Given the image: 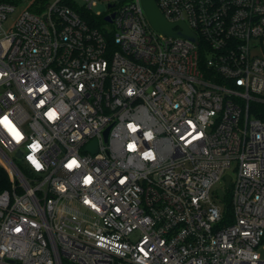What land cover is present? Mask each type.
<instances>
[{"label":"built area","instance_id":"1","mask_svg":"<svg viewBox=\"0 0 264 264\" xmlns=\"http://www.w3.org/2000/svg\"><path fill=\"white\" fill-rule=\"evenodd\" d=\"M22 2L0 3V264H264V0H155L197 42L142 0L5 28Z\"/></svg>","mask_w":264,"mask_h":264},{"label":"trees","instance_id":"2","mask_svg":"<svg viewBox=\"0 0 264 264\" xmlns=\"http://www.w3.org/2000/svg\"><path fill=\"white\" fill-rule=\"evenodd\" d=\"M22 0H0L1 2H9V3H18ZM54 0H34L31 4L29 9L37 14H41L44 10L53 2ZM68 6L73 8L76 12H78L83 19H85L89 24L92 26L95 22L102 23L101 20H96L93 18L92 14L89 11H86L85 8L80 6L74 0H65ZM252 111L256 114V116L264 122V103H259L252 106ZM10 178L7 171L0 165V192L10 188ZM224 201L226 203V208L224 210L227 217L231 215V194L227 192L225 194Z\"/></svg>","mask_w":264,"mask_h":264},{"label":"water","instance_id":"3","mask_svg":"<svg viewBox=\"0 0 264 264\" xmlns=\"http://www.w3.org/2000/svg\"><path fill=\"white\" fill-rule=\"evenodd\" d=\"M142 4L149 19V22L155 30L164 33L167 36L184 37L197 42V37L183 23H179V24L169 23L165 19L161 11L159 10L155 0H142ZM112 17H114V15L107 17L106 20L111 21ZM177 25L180 26L183 30L175 31L174 28ZM18 156H20V153L18 154ZM230 181L231 178L227 176L226 185H225L226 188L229 187ZM218 194L222 199L225 198V192L223 190H219Z\"/></svg>","mask_w":264,"mask_h":264},{"label":"rangeland","instance_id":"4","mask_svg":"<svg viewBox=\"0 0 264 264\" xmlns=\"http://www.w3.org/2000/svg\"><path fill=\"white\" fill-rule=\"evenodd\" d=\"M34 0H24V2L20 3L18 6H17V10L15 13H13L12 15H10L9 17V21L5 24V28H8L9 26L12 25V22L14 20H16L18 18V16L26 9H29L30 7V4L33 2ZM80 6H83L84 3L82 2V0H75ZM98 11H101L103 13H107L109 12V7H108V4L107 3H100L98 5V7L96 8ZM108 27H111V25H108ZM15 161L18 163V164H22L20 159L18 158H15ZM232 178L234 177L235 175V172L233 169H230L228 170L227 172ZM221 185H219L217 188H219ZM229 192L231 194V200H232V185L229 186L228 188H225V194ZM214 200L218 203V205H220V207L222 208V210L224 211L225 208H226V203L224 200H222L220 197L218 196H214ZM261 253L262 255L264 256V250L261 249Z\"/></svg>","mask_w":264,"mask_h":264},{"label":"snow or ice","instance_id":"5","mask_svg":"<svg viewBox=\"0 0 264 264\" xmlns=\"http://www.w3.org/2000/svg\"><path fill=\"white\" fill-rule=\"evenodd\" d=\"M5 120H7V117H5ZM150 135V134H149ZM147 155V154H146ZM73 163H75V162H73ZM37 166H39V165H37Z\"/></svg>","mask_w":264,"mask_h":264}]
</instances>
